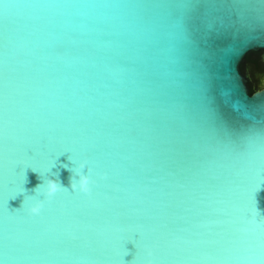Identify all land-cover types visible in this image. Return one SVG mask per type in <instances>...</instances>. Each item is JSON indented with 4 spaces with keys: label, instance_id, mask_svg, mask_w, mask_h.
Wrapping results in <instances>:
<instances>
[{
    "label": "water",
    "instance_id": "water-1",
    "mask_svg": "<svg viewBox=\"0 0 264 264\" xmlns=\"http://www.w3.org/2000/svg\"><path fill=\"white\" fill-rule=\"evenodd\" d=\"M261 51L264 0H0V264H264Z\"/></svg>",
    "mask_w": 264,
    "mask_h": 264
},
{
    "label": "flooded vegetation",
    "instance_id": "flooded-vegetation-1",
    "mask_svg": "<svg viewBox=\"0 0 264 264\" xmlns=\"http://www.w3.org/2000/svg\"><path fill=\"white\" fill-rule=\"evenodd\" d=\"M240 70L249 78V89L254 88L255 90L262 83L264 87V52H251L247 54L240 66ZM255 80L256 83L254 82Z\"/></svg>",
    "mask_w": 264,
    "mask_h": 264
},
{
    "label": "clouds",
    "instance_id": "clouds-1",
    "mask_svg": "<svg viewBox=\"0 0 264 264\" xmlns=\"http://www.w3.org/2000/svg\"><path fill=\"white\" fill-rule=\"evenodd\" d=\"M80 167L83 168L84 165L82 164L80 165ZM88 184H89L88 178L86 176L81 175L80 180H79L80 190L85 193H88L89 192ZM72 188L75 189L76 184H72ZM59 190H60V185H58V183L55 180L49 179L47 181V195L48 196L54 195ZM39 212H40L39 205L30 208V213L32 215H39Z\"/></svg>",
    "mask_w": 264,
    "mask_h": 264
},
{
    "label": "trees",
    "instance_id": "trees-1",
    "mask_svg": "<svg viewBox=\"0 0 264 264\" xmlns=\"http://www.w3.org/2000/svg\"><path fill=\"white\" fill-rule=\"evenodd\" d=\"M250 91H251V92H254V88H250Z\"/></svg>",
    "mask_w": 264,
    "mask_h": 264
},
{
    "label": "rangeland",
    "instance_id": "rangeland-1",
    "mask_svg": "<svg viewBox=\"0 0 264 264\" xmlns=\"http://www.w3.org/2000/svg\"><path fill=\"white\" fill-rule=\"evenodd\" d=\"M256 80H259V79H256ZM256 80L254 81L256 83Z\"/></svg>",
    "mask_w": 264,
    "mask_h": 264
}]
</instances>
